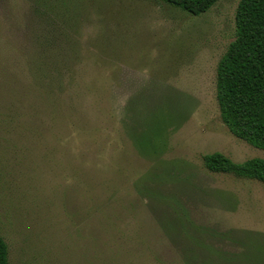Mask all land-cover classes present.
Returning <instances> with one entry per match:
<instances>
[{
    "label": "rangeland",
    "instance_id": "rangeland-1",
    "mask_svg": "<svg viewBox=\"0 0 264 264\" xmlns=\"http://www.w3.org/2000/svg\"><path fill=\"white\" fill-rule=\"evenodd\" d=\"M56 1L63 24L42 12ZM238 2L0 0L8 264H264V183L202 162L264 158L216 99Z\"/></svg>",
    "mask_w": 264,
    "mask_h": 264
},
{
    "label": "trees",
    "instance_id": "trees-1",
    "mask_svg": "<svg viewBox=\"0 0 264 264\" xmlns=\"http://www.w3.org/2000/svg\"><path fill=\"white\" fill-rule=\"evenodd\" d=\"M163 1L198 15L217 0ZM41 8L44 17L50 21L60 24L67 21L65 6L60 2L44 3ZM215 93L220 118L229 131L251 146L264 150V0H239L234 39L216 66ZM159 139L164 141L160 132L155 139L142 142L133 138V142L140 154H158L164 151L157 147ZM202 162L209 171L232 173L264 183L262 157L234 161L219 151H213L204 153ZM0 264H8L7 244L1 236ZM199 264L215 263L210 259Z\"/></svg>",
    "mask_w": 264,
    "mask_h": 264
}]
</instances>
